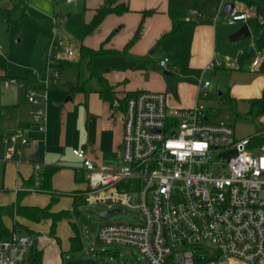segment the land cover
Segmentation results:
<instances>
[{"label":"built area","instance_id":"1","mask_svg":"<svg viewBox=\"0 0 264 264\" xmlns=\"http://www.w3.org/2000/svg\"><path fill=\"white\" fill-rule=\"evenodd\" d=\"M248 18V13L235 12L227 24ZM52 47L44 69L35 71L37 78L3 82L26 90L41 132L47 128L48 88L59 79ZM65 53L60 61L72 62L75 52ZM263 61L254 59L253 68ZM159 65L167 69V59ZM211 86L206 81L203 89ZM122 108L119 167L97 166L85 149L73 150L87 173V205L115 202L141 216L136 222L102 225L98 238L138 248L150 264H264V140L255 141L264 133L239 138L233 125L210 120L202 109L170 111L164 92L132 93ZM3 142L10 145L9 160L19 165L17 143L26 145L28 139L13 133ZM231 151L237 154L226 156ZM33 164L34 183L19 192L41 191L45 175L40 164ZM33 245L28 234L13 232L0 239V264L25 262Z\"/></svg>","mask_w":264,"mask_h":264},{"label":"crops","instance_id":"2","mask_svg":"<svg viewBox=\"0 0 264 264\" xmlns=\"http://www.w3.org/2000/svg\"><path fill=\"white\" fill-rule=\"evenodd\" d=\"M120 1L127 3L130 10L120 15L111 14L110 16H125L127 14L133 16L129 14L135 13L136 17H132L130 23L134 28L133 35H135L138 26L143 22L140 37L132 47L123 53L125 57L116 71L112 72L108 69L105 75H101L92 69L96 75L100 76L99 78L93 76L91 70L87 67L89 71L87 75L79 78L77 83L70 87L71 89L59 90L54 87L50 90L45 132L38 129V124L32 117V106L28 102L26 90L15 84L5 86L3 82L10 76L0 71V164L4 168L3 174L0 176V194L11 191L15 196V200L13 197V202H10V204L16 203L19 196L18 189L28 186L27 183L32 180L35 173L33 162H37L42 166V173L47 168H58L50 183L54 194L49 192H26L22 196V205L44 208L51 203L53 198H56L57 201L52 205V212L73 211L76 193L86 191L88 187L87 173L82 168V161L74 155L73 150L85 149L87 157L94 161L97 166L119 167L121 165L120 145L124 129L122 104L130 94L141 91L164 92L167 94L170 110L191 108L193 105H197V96L204 92L207 93L210 88L204 90L201 82L200 86L186 83L187 80L185 79L192 76L188 70L217 69L222 66L220 61H215L217 57H231V54L227 53L230 48L228 47L226 35L236 31V28H232L235 24L227 25L226 28L218 26V16L216 20L215 16L212 22V20L204 19L194 9L192 14L199 15V20L186 19L187 23L182 30L178 33H172L173 22L168 10L183 7L181 4H176L175 0ZM232 2L235 1L232 0ZM236 10L235 8L232 13H248V20L255 14V11L245 4L238 11ZM146 11L153 12L145 15ZM231 14L228 15L229 18ZM248 20L243 24L248 23ZM249 26L252 30L250 24ZM184 34H187L188 37H182ZM167 38H171L169 40H171L173 48L178 50L176 54L177 62L175 63L177 69L173 72L181 77L177 81L175 91H171L173 94L168 90L170 88L169 80L173 78V74L170 77L166 75L165 79L160 71L163 70L164 73L168 68L160 67L159 63L157 67L151 65V61L148 59L160 50L161 44ZM183 49H186L184 54L182 53ZM239 54V62L241 63L246 53L240 51ZM252 54L248 53L249 56ZM240 56H242L241 60ZM72 62L62 61L61 66H71ZM213 62L221 65L210 67ZM253 69L256 71L258 68ZM258 72L264 73L260 70ZM18 79L27 82L32 80L23 77ZM78 84L82 85L81 88H74ZM170 95L171 97H169ZM263 95L264 92L256 98ZM174 96L178 98L177 101H175ZM13 133L21 134L28 139L26 145L20 142L17 143V146L21 149V163L19 165L13 159L9 160L8 149L10 145L3 142V138ZM253 135L256 134L249 136ZM35 156L37 161L32 160ZM62 199L65 203H68L69 208L57 210L55 206H60L63 203ZM83 207L85 210H89L88 208L91 206L85 204L80 207V210ZM4 220L11 230L14 228V223H18L17 230L19 229L20 233H27L33 237L34 248L42 253V264H63L66 260L62 250L58 249L59 247L56 245L58 242L57 228L55 235L51 233L52 220L35 222L21 216H17L15 219L5 217ZM64 220L71 227V222L76 223L74 217L70 220ZM43 223H48L50 233L54 237L56 236V239L37 229L38 225ZM35 232H38V234H35ZM74 235L73 229V233L69 236L70 251L72 247L71 237ZM21 264H30V262L27 260Z\"/></svg>","mask_w":264,"mask_h":264},{"label":"rangeland","instance_id":"3","mask_svg":"<svg viewBox=\"0 0 264 264\" xmlns=\"http://www.w3.org/2000/svg\"><path fill=\"white\" fill-rule=\"evenodd\" d=\"M106 1L0 0V71L14 78H37L35 71L39 73L46 66L51 45L53 46L52 55L56 56L59 79L57 85H51L48 88V94L54 87L59 90L71 89L70 87L75 85L79 78L87 75L88 60L81 61L80 57L82 45L95 51L102 50V53L94 56L89 64L94 71L101 75H105L108 69L112 72L116 71L125 57L123 56L125 46L134 37V28L130 22L136 14H129L133 16L109 15L99 27L86 35V24L94 19L96 10L103 7ZM175 1L176 4L183 6L181 9L186 11L187 20H199V15L192 14L195 9L204 19L212 20V22L214 17L218 16V26L228 27L229 16H220V14L225 3L232 0H202L199 5H195L193 0ZM235 5L238 11L244 3L235 0ZM242 25L243 21H239L232 28L238 30ZM263 34L264 28L258 31L252 29L250 37L235 42L229 41L230 34L226 35L230 48L227 53L231 54V57H217L215 61L222 63V66L217 69L188 70L192 76L185 79L190 85L200 86V82L204 84L206 81L212 85L207 90L206 96H203V93L197 96V105L191 108L202 109L210 120H224L233 124L239 138L264 133V115L251 113L249 107V99L259 97L264 92V73L258 72L259 68L255 71L251 66L254 59L264 57V50H260L257 45ZM186 36L187 34H184L182 37ZM169 39L167 38L161 44L162 51L160 48L148 59L151 65L156 67L160 59H167V70L170 68L169 71L173 74V78L169 80L168 90L173 94L171 91H175L177 81L181 77L173 72L177 69L175 63L178 50L173 48ZM251 48H254L255 52L249 56ZM67 49L75 52L74 62L71 66L62 67L60 60L65 58ZM185 50H182L183 54ZM240 51L246 53L241 63L239 62ZM160 72L166 79L163 70ZM217 91L223 94L219 95ZM174 99L177 101L178 98L174 96ZM3 171L4 168L0 164V176ZM13 197L15 200L11 191L0 194V204L9 205L13 202ZM61 201L63 203L60 206H55L57 210L69 208L64 199ZM113 210H120V212L110 217L100 215L102 211ZM140 217L136 209L131 208L126 211V207L119 203L95 202L91 205V210H85L83 207L74 217L83 241V249L77 252L69 250V236L73 233V228L65 220L57 226L56 234L59 244L57 242L56 245L62 250L66 260L91 258L97 260L99 264H150L138 248L106 243L97 235L102 225L136 222ZM37 229L56 239L55 234L50 233L48 223L39 224ZM16 232L19 234L21 231Z\"/></svg>","mask_w":264,"mask_h":264},{"label":"trees","instance_id":"4","mask_svg":"<svg viewBox=\"0 0 264 264\" xmlns=\"http://www.w3.org/2000/svg\"><path fill=\"white\" fill-rule=\"evenodd\" d=\"M202 0H194L195 5H198ZM235 1V0H233ZM242 1L247 7L253 9L255 11L254 16L250 17L248 20V23L251 25V27L258 31L260 29L264 28V0H240ZM130 10V7L127 3L121 2L120 0H107L103 7L99 8L95 12L94 19L86 24L85 26V34H90L93 30H95L97 27H99L103 21L106 19L107 16L111 14H123L125 12H128ZM153 11H146V14H150ZM168 14L172 19L173 22V29L172 33H178L182 30L183 26L187 23L186 21V12L181 9H175L170 8L168 10ZM143 22L140 23L138 26L136 33L131 41L128 42V44L125 46V51H127L130 47H132L135 42L140 37V34L142 32ZM258 48L260 50H264V34L259 38L257 42ZM102 53V50L95 51L93 49H90L89 47H86L84 45L80 48V57L82 60H88L87 67L91 70V73L93 76H97L100 78L99 75H96L94 71H92V68L90 67V62L92 58L96 55H99ZM242 56H240L241 60ZM64 62V61H63ZM67 62V61H66ZM260 71L264 72V61L262 62L261 66L259 67ZM81 84H78L77 86H74V88L80 87ZM250 105V112L255 113L256 115H264V95L260 98H254L249 100ZM256 136V135H255ZM264 140L262 136H256L255 141L256 143H261ZM58 168L51 167L47 168L44 172L45 180L42 185V189L40 192H49L51 194H54V191H52L51 188V179L53 175L56 173ZM34 183V176L32 177V180L30 183H27V185H32ZM26 194V192H19L18 199L16 203L9 204V205H0V239L1 240H7L11 237L13 232L17 231V228L19 227L18 223H14V228L11 230L5 223V217H10L12 219H15L17 216H21L27 219H30L35 222H41L44 220H52L51 225V233L55 234L57 225L60 221L64 219H72L73 217L77 216L80 212V207L85 205V190L79 191L76 193L74 199V209L73 211L64 210L61 212H52V205L55 201H57L56 198H53L51 203L44 207H37V206H24L22 205V196ZM72 227L74 229L75 235L71 237V251H80L83 248L82 240L79 234V230L77 227V224L74 222H71ZM19 230V229H18ZM27 234V233H26ZM29 235V234H28ZM29 262L34 261L35 264H42V253L41 251L34 248V245L30 249V254L27 258ZM26 260V261H27ZM63 264H99L97 260L95 259H75V260H65Z\"/></svg>","mask_w":264,"mask_h":264},{"label":"water","instance_id":"5","mask_svg":"<svg viewBox=\"0 0 264 264\" xmlns=\"http://www.w3.org/2000/svg\"><path fill=\"white\" fill-rule=\"evenodd\" d=\"M235 8H236L235 2L229 1V2L225 3L220 16H228L229 14H231L235 10ZM250 36H251V28H250L248 23H244L238 30H236L232 34H230L228 36V39L230 42H235V41L246 39ZM254 51H255V49L251 48L250 54H252ZM164 74L168 75L169 77H170V75H172V73L170 71H167V70L164 71ZM217 93L219 95H222V92H220V91H217ZM236 154H237L236 151H231V152L227 153L226 156H228V157L229 156H235ZM32 160L37 161V157L35 156L34 158H32ZM88 209L91 210V207H89ZM119 212H120V210L102 211L100 213V215L102 217H110V216H113ZM30 264H35V262L31 261Z\"/></svg>","mask_w":264,"mask_h":264}]
</instances>
